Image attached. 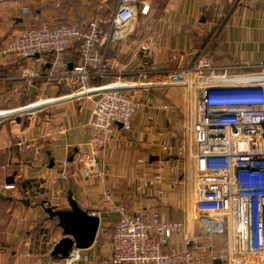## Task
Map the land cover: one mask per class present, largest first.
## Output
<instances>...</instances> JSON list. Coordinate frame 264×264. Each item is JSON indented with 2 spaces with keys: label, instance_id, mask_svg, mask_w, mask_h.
Listing matches in <instances>:
<instances>
[{
  "label": "crops",
  "instance_id": "0c3cea01",
  "mask_svg": "<svg viewBox=\"0 0 264 264\" xmlns=\"http://www.w3.org/2000/svg\"><path fill=\"white\" fill-rule=\"evenodd\" d=\"M119 3L120 0L2 3L0 46L32 25L41 28L75 24L86 30L91 20L102 16L106 22L100 27L104 30L108 16ZM143 5L149 6L146 16L140 14ZM22 6L29 8V15L20 12ZM134 10L133 19L117 26L108 41V56L120 64L124 76L139 80L138 73L146 72L148 82L162 80L168 71L189 65L204 49L219 67L249 69L264 63V0H134ZM140 46L147 50L141 51ZM63 59L75 64L74 49L68 50ZM37 67L32 60L0 56V110L6 108L4 98L15 101L27 97L24 104L37 95L49 98L0 111V264H62L50 256L62 238V230L57 220L44 212L43 203L49 202L54 211H67L68 192L79 208L99 218L94 244L83 250V259L75 264H95L110 257V236L120 218L114 209L120 206L147 208L163 220L181 223L183 230L171 238L170 246L183 251L184 241L193 239L202 246L208 264H225L211 260V256L226 251L227 232L206 233L205 221L200 225L198 217L190 212L196 200L192 166L174 155L169 157L162 149L163 144L176 147L186 139V91L180 87L137 89L134 97L140 107L132 120V130L118 129L97 158L101 176L84 178L70 159L87 141L92 102L50 98L47 87L52 86L45 83L30 91L18 78L26 68ZM93 90L97 89L84 94ZM163 103L168 110L159 106ZM47 104L52 105L35 112ZM26 111L34 114L17 116ZM152 157L164 162V179L138 194L137 180L156 165V161H150ZM64 159L69 161L71 177L55 180ZM10 185L13 189L4 190ZM28 191L29 196H25ZM106 193L112 195L111 199L105 197ZM21 200H28L29 205ZM208 244L212 245L211 251L206 248Z\"/></svg>",
  "mask_w": 264,
  "mask_h": 264
},
{
  "label": "built area",
  "instance_id": "2783aa9c",
  "mask_svg": "<svg viewBox=\"0 0 264 264\" xmlns=\"http://www.w3.org/2000/svg\"><path fill=\"white\" fill-rule=\"evenodd\" d=\"M19 1L0 0V4L18 5ZM134 11V0H120L108 16V27L104 30L100 27L106 22L102 16L91 20L86 30L75 24L41 28L32 25L7 38L0 46V56L28 59L38 64L36 69L26 68L18 78L27 89L36 91L39 83L61 86L68 89L70 95L57 99L71 97L68 100L92 102L87 141L71 158L84 178L101 176L97 158L118 130V124L121 130H132V120L140 107L134 97L137 89L182 87L188 104L187 136L180 145L163 144L162 149L169 157L174 155L192 166L196 198L193 209L196 217L205 221V232H227L226 251L213 253L211 260H222L225 264H264V63L249 69L219 67L212 63L204 49L189 65L168 71L159 82L140 83L148 86L116 87L119 83L115 82L88 88L92 81L121 80L124 76L120 64L108 56V41L117 26L133 19ZM148 11L149 6L143 5L140 14L146 16ZM20 12L30 14L26 6H22ZM71 49L77 55L75 64L63 59ZM140 50L147 48L140 46ZM47 63L50 67L44 68ZM147 75L138 73L142 79ZM124 84L136 83H120ZM89 89L97 90L84 95ZM159 106L169 109L164 103ZM29 114L32 112L18 113L19 116ZM139 163L146 162L140 160ZM155 164L152 171L143 172L137 180L138 194L163 181L164 162L158 160ZM68 166L67 159L59 163L55 180L71 177ZM13 187L5 186L4 190ZM24 194L29 196V191ZM105 197L111 199L112 195L107 193ZM46 208H50L49 202H44L43 209ZM114 210L119 212L120 218L110 236V257L95 264H208L202 255V246L193 239L184 241L183 251L169 245L171 238L182 232L181 223L163 220L156 211L147 208L133 210L120 206ZM206 248L211 251L212 245ZM82 253V250L72 249L68 257L61 260L62 264L79 262L84 257Z\"/></svg>",
  "mask_w": 264,
  "mask_h": 264
},
{
  "label": "water",
  "instance_id": "95a60500",
  "mask_svg": "<svg viewBox=\"0 0 264 264\" xmlns=\"http://www.w3.org/2000/svg\"><path fill=\"white\" fill-rule=\"evenodd\" d=\"M49 67L50 64H46L45 68ZM30 89V91H34V88ZM118 129H121L120 124H118ZM156 160V157L150 158V161ZM52 166L53 163L49 167L51 168ZM66 200L69 206L67 211H54L51 208L44 209L50 219L57 220L58 226L62 230V238L50 251V256L60 261L66 259L72 249L83 251L90 248L94 244L99 230V218L79 208L72 199L71 192L67 193ZM20 202L26 206L29 205L28 200H21Z\"/></svg>",
  "mask_w": 264,
  "mask_h": 264
},
{
  "label": "rangeland",
  "instance_id": "374dc122",
  "mask_svg": "<svg viewBox=\"0 0 264 264\" xmlns=\"http://www.w3.org/2000/svg\"><path fill=\"white\" fill-rule=\"evenodd\" d=\"M244 71H247L248 72L249 70H244ZM159 81L160 80H155L154 82H159ZM115 82H118V83H137V84H140L142 82H148V79L146 77L145 79L140 78L139 80H136V78L133 79V78H129V76H122L121 77V80L120 79H117V78H112V79L104 80V81H101V82L99 80L92 81L88 85V88H93V87L102 86V85H105V84H110V83H115ZM51 86L52 87H47L48 91L51 92L50 98L56 99V98H59V97H62V96L70 95V91L67 90L65 87H61V86L57 87V86H54V85H51ZM180 88H182V87H180ZM182 91H184V90H182ZM134 94H135V92H134ZM44 99H49V98L47 96H45V95H37L36 97L33 96L32 97V100L29 102V104L34 103V102H37V101H40V100H44ZM27 101H28V98L27 97H23V98H21V100L16 99L15 101L11 97L10 98H6V99L4 98L3 99V103H5L6 108L3 109V110H0V111H6V110H10V109L21 108L23 105H29V104H24ZM81 102H83V101H81ZM87 102H90V101H87ZM32 113L34 114V112H32ZM25 116L26 115H23L22 118H26ZM10 119H6V120H10ZM108 191H111V190H108L107 189L106 192H108ZM190 207H191L190 208V210H191L190 212H192L193 215H194L193 207L192 206H190ZM197 219H198V221H200V225H202L201 222L204 221V220L202 218H200V217H198Z\"/></svg>",
  "mask_w": 264,
  "mask_h": 264
},
{
  "label": "bare ground",
  "instance_id": "6f19581e",
  "mask_svg": "<svg viewBox=\"0 0 264 264\" xmlns=\"http://www.w3.org/2000/svg\"><path fill=\"white\" fill-rule=\"evenodd\" d=\"M118 86H123V85H120V83H119V84H118L116 87H118ZM91 90H92V89H91ZM93 91L95 92V90H93ZM85 92H86V91H85ZM85 92H84V93H85ZM84 93H83V94H84ZM92 93H93V92H91V93H88V94H84V95H87V96H89V94H92ZM26 112H27V111H26Z\"/></svg>",
  "mask_w": 264,
  "mask_h": 264
}]
</instances>
